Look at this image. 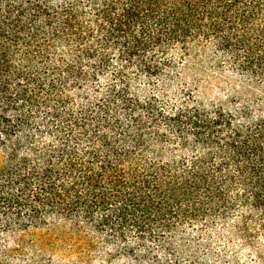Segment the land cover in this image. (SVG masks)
<instances>
[{
	"label": "trees",
	"instance_id": "trees-1",
	"mask_svg": "<svg viewBox=\"0 0 264 264\" xmlns=\"http://www.w3.org/2000/svg\"><path fill=\"white\" fill-rule=\"evenodd\" d=\"M211 52L264 88V0H0V244L70 222L141 264L178 229L234 217L264 261V97L131 88ZM108 75L75 114L65 87Z\"/></svg>",
	"mask_w": 264,
	"mask_h": 264
},
{
	"label": "rangeland",
	"instance_id": "rangeland-1",
	"mask_svg": "<svg viewBox=\"0 0 264 264\" xmlns=\"http://www.w3.org/2000/svg\"><path fill=\"white\" fill-rule=\"evenodd\" d=\"M111 78L108 75L100 83H88L78 90L66 86V100L72 111L79 115L93 110L95 102L114 83ZM131 82L132 90L141 96L156 92L168 102L180 101L183 87L192 89L195 97L204 103L226 108L264 97V88L237 75L212 52L180 66L157 82L138 78ZM236 220L232 217L226 224L217 222L213 227H182L166 243L150 245L151 253L141 264H264L239 239L230 236ZM90 238H84L70 222L37 228L2 241L8 248L4 264L140 263L120 256L107 242L90 243Z\"/></svg>",
	"mask_w": 264,
	"mask_h": 264
}]
</instances>
